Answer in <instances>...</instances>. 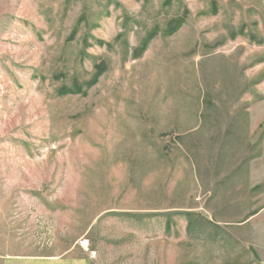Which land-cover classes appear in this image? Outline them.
Wrapping results in <instances>:
<instances>
[{
  "label": "rangeland",
  "instance_id": "rangeland-1",
  "mask_svg": "<svg viewBox=\"0 0 264 264\" xmlns=\"http://www.w3.org/2000/svg\"><path fill=\"white\" fill-rule=\"evenodd\" d=\"M262 208L264 0H0L2 264H256Z\"/></svg>",
  "mask_w": 264,
  "mask_h": 264
},
{
  "label": "crops",
  "instance_id": "crops-1",
  "mask_svg": "<svg viewBox=\"0 0 264 264\" xmlns=\"http://www.w3.org/2000/svg\"><path fill=\"white\" fill-rule=\"evenodd\" d=\"M250 226V227H248ZM250 228V229H248ZM242 229L245 231L246 236L244 242L252 247L256 264H264V208L260 209L257 213L251 215L246 221L242 223ZM251 233L250 239L247 240V233ZM5 264H88L87 260H68L61 263H45V262H25L21 263L16 260L4 262ZM2 264V262H0Z\"/></svg>",
  "mask_w": 264,
  "mask_h": 264
},
{
  "label": "trees",
  "instance_id": "trees-1",
  "mask_svg": "<svg viewBox=\"0 0 264 264\" xmlns=\"http://www.w3.org/2000/svg\"><path fill=\"white\" fill-rule=\"evenodd\" d=\"M180 26H181V25H179V27H180ZM179 27H177L175 31L170 32L169 35L174 34V33L179 29ZM144 50H145V47L142 48V50L140 51V53L144 52ZM96 69L98 70V73H97V75L95 76V79L93 80V83H92V82L90 83V85H89L90 87L93 86V85H95V84L97 83L98 79H99V78L103 75V73H105V71H106V69H105L104 66H102V65H97ZM82 92H83L82 89L77 88L76 90L65 91V94H81Z\"/></svg>",
  "mask_w": 264,
  "mask_h": 264
}]
</instances>
